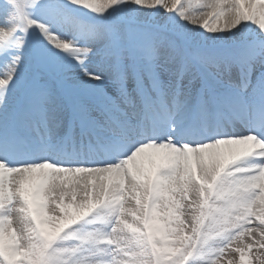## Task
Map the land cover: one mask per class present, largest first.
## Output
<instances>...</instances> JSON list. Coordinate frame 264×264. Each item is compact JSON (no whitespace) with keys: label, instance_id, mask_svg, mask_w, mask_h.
Returning a JSON list of instances; mask_svg holds the SVG:
<instances>
[{"label":"snow or ice","instance_id":"snow-or-ice-1","mask_svg":"<svg viewBox=\"0 0 264 264\" xmlns=\"http://www.w3.org/2000/svg\"><path fill=\"white\" fill-rule=\"evenodd\" d=\"M0 264H264V0H0Z\"/></svg>","mask_w":264,"mask_h":264}]
</instances>
